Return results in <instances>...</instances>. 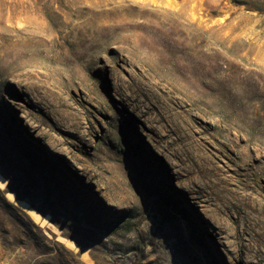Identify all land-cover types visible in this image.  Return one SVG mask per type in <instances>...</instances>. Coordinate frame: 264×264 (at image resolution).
<instances>
[{"label":"rangeland","instance_id":"374dc122","mask_svg":"<svg viewBox=\"0 0 264 264\" xmlns=\"http://www.w3.org/2000/svg\"><path fill=\"white\" fill-rule=\"evenodd\" d=\"M0 264H264V0H0Z\"/></svg>","mask_w":264,"mask_h":264},{"label":"bare ground","instance_id":"6f19581e","mask_svg":"<svg viewBox=\"0 0 264 264\" xmlns=\"http://www.w3.org/2000/svg\"><path fill=\"white\" fill-rule=\"evenodd\" d=\"M115 118V117H114ZM119 124V123H118ZM51 151L53 152H58V150L56 148H52ZM203 161L207 162L208 159H205L204 156L201 157ZM221 182V181H220ZM11 195V194H10Z\"/></svg>","mask_w":264,"mask_h":264},{"label":"trees","instance_id":"16d2710c","mask_svg":"<svg viewBox=\"0 0 264 264\" xmlns=\"http://www.w3.org/2000/svg\"><path fill=\"white\" fill-rule=\"evenodd\" d=\"M255 6V5H254ZM256 7H257V5H256Z\"/></svg>","mask_w":264,"mask_h":264}]
</instances>
